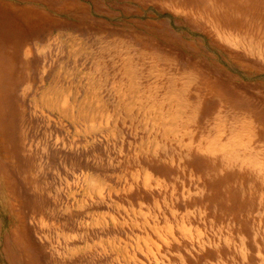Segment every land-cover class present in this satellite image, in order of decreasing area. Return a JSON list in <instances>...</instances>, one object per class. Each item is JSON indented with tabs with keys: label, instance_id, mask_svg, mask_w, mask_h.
I'll return each mask as SVG.
<instances>
[{
	"label": "rangeland",
	"instance_id": "1",
	"mask_svg": "<svg viewBox=\"0 0 264 264\" xmlns=\"http://www.w3.org/2000/svg\"><path fill=\"white\" fill-rule=\"evenodd\" d=\"M0 264H264V0H0Z\"/></svg>",
	"mask_w": 264,
	"mask_h": 264
},
{
	"label": "bare ground",
	"instance_id": "2",
	"mask_svg": "<svg viewBox=\"0 0 264 264\" xmlns=\"http://www.w3.org/2000/svg\"><path fill=\"white\" fill-rule=\"evenodd\" d=\"M181 131V130H180ZM221 151V150H220ZM222 155V154H221ZM186 230V229H185Z\"/></svg>",
	"mask_w": 264,
	"mask_h": 264
}]
</instances>
